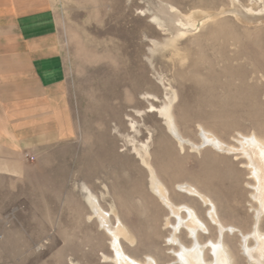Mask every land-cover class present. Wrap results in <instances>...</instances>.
I'll return each instance as SVG.
<instances>
[{
	"label": "rangeland",
	"instance_id": "1",
	"mask_svg": "<svg viewBox=\"0 0 264 264\" xmlns=\"http://www.w3.org/2000/svg\"><path fill=\"white\" fill-rule=\"evenodd\" d=\"M51 3L76 134L0 158V264H115L112 237L98 219H89L85 186L111 213V225L120 220L132 237L119 240L127 255L141 263L182 264L179 246L195 245L180 223L187 213L172 214L151 190L150 173L134 152L144 145L170 201L192 208L202 222L194 238L205 246V261H215L211 242L220 238L233 264H254L242 243L257 246L264 215L258 219L249 162L210 146L180 148L149 109L176 95V125L195 144L200 127L235 148L242 137L263 140L264 14L255 13L262 5L240 0L243 10L255 12L236 16L230 0ZM189 21L195 27L180 25Z\"/></svg>",
	"mask_w": 264,
	"mask_h": 264
},
{
	"label": "crops",
	"instance_id": "2",
	"mask_svg": "<svg viewBox=\"0 0 264 264\" xmlns=\"http://www.w3.org/2000/svg\"><path fill=\"white\" fill-rule=\"evenodd\" d=\"M61 51L51 0H0V158L5 161L15 150L76 134Z\"/></svg>",
	"mask_w": 264,
	"mask_h": 264
},
{
	"label": "bare ground",
	"instance_id": "3",
	"mask_svg": "<svg viewBox=\"0 0 264 264\" xmlns=\"http://www.w3.org/2000/svg\"><path fill=\"white\" fill-rule=\"evenodd\" d=\"M230 1L232 2V5L235 7L234 13H236V16L243 15L245 11L250 13L255 12L252 8H246L243 10V8L241 7L240 0H230ZM250 1L257 2L258 4L262 5L261 9L255 12L256 14H260V13L264 14V0H250ZM191 18L192 16L188 17V19ZM152 21L155 24H157L158 29L163 28V25L158 23L157 18H153ZM180 25L184 28L188 26L195 27V22L191 23L189 21V23L187 24L180 22ZM175 100H176V95H174L172 99H169L168 103L164 106L157 108L151 105L149 112L158 114L159 118L163 121V124L166 126L169 134L177 141L180 148L182 149H184L186 145H189L194 150H200L204 147L210 146L219 152L230 155H235L237 153H240L241 156L239 157V159L244 158L249 162L247 168H250L252 170L251 175L257 182V185L254 187L256 191L254 194V198L260 205V211H258L259 212L258 219H259L260 215H264V139L261 140L254 135L251 137H242V139L239 141L241 147L235 148L225 144L224 142L219 140L213 133L206 131L204 128L200 127L201 143L195 144L185 139L179 132V129L174 119L173 109H172ZM134 125H132L133 128ZM142 148L143 149L134 147V152L150 173V185L153 193L161 200V202L170 210L172 214L179 216L181 211L183 210L187 213V218L182 219L180 223L183 224L188 229V231L192 235L195 245L192 248L179 246L182 249V253L180 254V257L182 258V264H233V258H232L233 256L231 255V252L229 251L228 247L225 245L223 241L220 240V238L218 241L214 243L211 242V245L214 249L215 261L213 262L205 261V257L203 255V250L205 246H201L200 244H198L197 238H194V234L201 228L202 222L200 221L196 212L192 208L186 205L178 207L175 206L170 201L167 189L157 178V175L152 165L150 164V153L148 146L144 145ZM180 188H182L185 192L191 195L201 198L205 203L207 204L210 203L209 199L206 196L202 195L200 192H198L195 188L189 185H182L180 186ZM84 192L86 193V201L92 211V215L90 216V219L93 218L98 219L101 228L107 231V233L112 237L111 246L114 250L115 257L110 260L115 264H155L152 258H147L145 263H141L138 260H135L134 258L127 255V253H125L119 240L124 237L128 241L132 242L133 239L132 237H130V234L128 233L127 229L122 225L120 220L117 221L118 225L116 226L111 225L110 223L111 213L105 212L102 209L98 197L86 186L84 187ZM113 214L115 213L113 212ZM210 216L217 224H220L219 227L222 235L225 232L224 231L225 228L221 226V222L218 220L217 213L215 212L214 209L210 211ZM116 217L118 218L117 215ZM254 237L256 239L257 246H255L254 248H250L244 245L243 242L242 248L244 249V252L247 254V257L250 259V262H253L254 264H264V234L261 232L258 233L256 231ZM176 239L177 238L174 236V241H177ZM104 259L109 260V258L107 257H104Z\"/></svg>",
	"mask_w": 264,
	"mask_h": 264
}]
</instances>
